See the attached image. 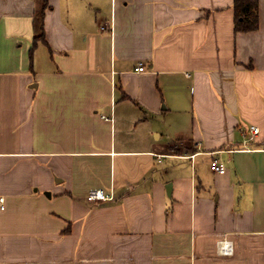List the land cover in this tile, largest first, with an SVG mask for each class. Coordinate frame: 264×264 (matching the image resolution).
Returning <instances> with one entry per match:
<instances>
[{
	"label": "crops",
	"instance_id": "0c3cea01",
	"mask_svg": "<svg viewBox=\"0 0 264 264\" xmlns=\"http://www.w3.org/2000/svg\"><path fill=\"white\" fill-rule=\"evenodd\" d=\"M258 1L0 0V264H264Z\"/></svg>",
	"mask_w": 264,
	"mask_h": 264
},
{
	"label": "trees",
	"instance_id": "16d2710c",
	"mask_svg": "<svg viewBox=\"0 0 264 264\" xmlns=\"http://www.w3.org/2000/svg\"><path fill=\"white\" fill-rule=\"evenodd\" d=\"M48 0H40L34 17L35 44L39 40H45V12ZM235 29L236 31H252L258 29L259 1L258 0H234Z\"/></svg>",
	"mask_w": 264,
	"mask_h": 264
},
{
	"label": "built area",
	"instance_id": "2783aa9c",
	"mask_svg": "<svg viewBox=\"0 0 264 264\" xmlns=\"http://www.w3.org/2000/svg\"><path fill=\"white\" fill-rule=\"evenodd\" d=\"M144 69H145V66L143 63H141V65L137 67V70L139 71H143ZM259 132H260L259 126L256 124H251L250 125L251 134L249 136V139L250 140L256 139ZM211 167L214 171L219 172V173H225L227 171L226 165L217 158L212 161ZM113 198L114 196L112 194L106 192L104 189H101V188L91 189L89 190L87 194V199L89 201L102 202V201L111 200ZM0 200L3 201V198H1ZM230 249H231V246H229V244H226L223 246V251L226 253H228Z\"/></svg>",
	"mask_w": 264,
	"mask_h": 264
}]
</instances>
